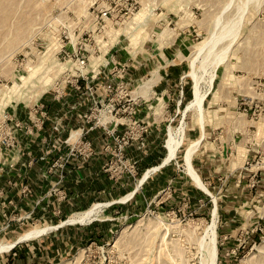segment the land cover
I'll return each mask as SVG.
<instances>
[{
    "label": "rangeland",
    "instance_id": "1",
    "mask_svg": "<svg viewBox=\"0 0 264 264\" xmlns=\"http://www.w3.org/2000/svg\"><path fill=\"white\" fill-rule=\"evenodd\" d=\"M95 131L113 186L73 210L62 176ZM48 158L38 216L20 171ZM214 235L216 264H264V0H0V264H201Z\"/></svg>",
    "mask_w": 264,
    "mask_h": 264
},
{
    "label": "crops",
    "instance_id": "2",
    "mask_svg": "<svg viewBox=\"0 0 264 264\" xmlns=\"http://www.w3.org/2000/svg\"><path fill=\"white\" fill-rule=\"evenodd\" d=\"M76 79L78 82H80V79L81 81L87 80V79L81 78L80 75H78ZM85 85L87 86V84ZM80 87H81L80 90H71V89L69 90L68 89V92L65 94L67 95L66 97H68L67 100L63 99L64 101L61 102L60 104L61 106L60 109H62V112L65 114L68 113V118H70L69 114H71L72 115L71 118L73 119L75 118V120L76 118H78V114H77L78 111L84 106V104H86L84 103L85 102L84 100L87 99V98H84V96H86L85 94L86 87H82L81 84H80ZM101 94H98V95L100 96ZM103 95L108 96L109 94L107 92H104ZM87 105L89 106L88 103ZM138 112H139L138 116L141 117L143 122L148 123L152 128V134L149 139L151 140L152 143H157L159 138L162 136V130L164 129L163 128L164 119L162 117L160 105L158 103L153 104V105L152 104H141ZM100 132L101 131H95L90 136V138L92 139L93 147H94V154L89 158L81 157L78 159H72L71 161H69V163L66 166V171H67L66 176L63 173L62 184H63L64 189H66V191L70 195V198L74 199L73 200L74 201L73 210L84 209L85 207L89 206L91 201L93 202L98 197H100L102 192H107L110 189H112L113 183L102 172L103 165L106 159L102 151V144H103L102 141H104V139H102ZM203 133L201 131V135ZM202 143L199 147V150H197L194 153L195 155L193 156L198 157V160H199L198 166L200 167V169L202 168L206 169L207 167L210 166V162H209L208 156L204 152H206V150H211L212 148L206 145L204 147ZM201 147H203L202 150H201ZM130 152H132L131 154H135V150H130ZM192 159H193L192 160V163H193L194 157H192ZM50 165H51L50 159L48 158L43 164L38 163L34 165L33 168H29V169L25 168L24 170L22 169L20 171V174H21L20 176H27L28 178H30V182L34 187L32 189V191H34V194L30 196L28 202L26 201L28 205L24 204V207L27 208V210H34V211L36 210V213L38 214V216L43 214L42 210L52 211L54 209V205L48 208H46L45 206L38 207L37 205L38 203L37 197L39 195H42L43 192L45 193L49 189V187H51L50 185L53 183L54 177H52V175L49 176L46 172L47 168ZM192 167H194L193 164H192ZM193 169L194 171L196 170L195 168ZM44 171H45V175L42 176V173ZM195 172L198 174L200 181H201L200 174H203L206 171L200 170L199 172L200 174L197 171ZM63 187L61 185V188ZM198 188L201 189L200 187ZM66 210H68V208ZM51 219L52 218H50V220H45V222H43L44 225L56 222ZM19 241L20 239L17 242ZM17 242L14 243V246L17 244ZM18 253L21 254L20 249L19 250L17 249L16 251L12 252V256H13L12 258H14V256H16Z\"/></svg>",
    "mask_w": 264,
    "mask_h": 264
},
{
    "label": "bare ground",
    "instance_id": "3",
    "mask_svg": "<svg viewBox=\"0 0 264 264\" xmlns=\"http://www.w3.org/2000/svg\"><path fill=\"white\" fill-rule=\"evenodd\" d=\"M177 148V145L172 149V152L175 153V150ZM196 179L197 181L199 182V178L196 176ZM199 185H200V182H199ZM81 217V216H80ZM78 217V218H80ZM90 217V212L86 213L85 215H83L80 219V221H84L86 219H88ZM77 220V219H76ZM75 220V221H76ZM48 231V230H46ZM40 232H43V231H38L37 233H40ZM35 233V234H37ZM20 242V241H19ZM13 246V245H12ZM11 246V247H12ZM10 247V246H8ZM206 249V257H204L202 259V263L201 264H216L217 262V255H218V249H217V242H216V237L214 235V238L211 240V243L207 245V247L205 248ZM1 250H4L3 247H0V251Z\"/></svg>",
    "mask_w": 264,
    "mask_h": 264
},
{
    "label": "built area",
    "instance_id": "4",
    "mask_svg": "<svg viewBox=\"0 0 264 264\" xmlns=\"http://www.w3.org/2000/svg\"><path fill=\"white\" fill-rule=\"evenodd\" d=\"M104 16H107V13H104ZM77 62L81 68H84L86 66V58L85 57L78 58ZM80 89H81V87L78 86V90H80ZM89 91H90V89H89ZM91 95H92V93H91ZM31 191H32V189L30 188L29 185L25 186L23 189V193H25L26 195H27V193H31ZM10 203L13 204L12 201H10ZM22 219H30V222H32L34 224V220L31 219L30 214H27L26 216H22V217L18 218L17 221H21ZM13 249H11V250H13Z\"/></svg>",
    "mask_w": 264,
    "mask_h": 264
},
{
    "label": "water",
    "instance_id": "5",
    "mask_svg": "<svg viewBox=\"0 0 264 264\" xmlns=\"http://www.w3.org/2000/svg\"><path fill=\"white\" fill-rule=\"evenodd\" d=\"M164 165H166V164H164ZM164 165H163V166H164ZM163 166H162V167H163ZM136 191H137V190H135V193H136ZM63 226H64V225H62V224L57 225V226H56L57 228H56L55 230H58L59 228H61V227H63ZM20 243H21V242H17V244L14 246V248H15L18 244H20Z\"/></svg>",
    "mask_w": 264,
    "mask_h": 264
}]
</instances>
